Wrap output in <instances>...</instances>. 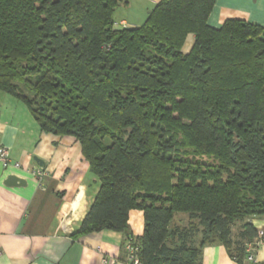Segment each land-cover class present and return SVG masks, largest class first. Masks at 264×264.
Instances as JSON below:
<instances>
[{
    "label": "trees",
    "instance_id": "trees-1",
    "mask_svg": "<svg viewBox=\"0 0 264 264\" xmlns=\"http://www.w3.org/2000/svg\"><path fill=\"white\" fill-rule=\"evenodd\" d=\"M215 3L160 0L124 28L125 0H0V92L79 144L98 192L77 235L142 212L140 264H200L214 243L242 264L264 217V27L213 28Z\"/></svg>",
    "mask_w": 264,
    "mask_h": 264
},
{
    "label": "crops",
    "instance_id": "crops-1",
    "mask_svg": "<svg viewBox=\"0 0 264 264\" xmlns=\"http://www.w3.org/2000/svg\"><path fill=\"white\" fill-rule=\"evenodd\" d=\"M125 1L115 10L123 9L117 19L114 12V23L136 28L160 0ZM227 19L264 27V0H216L207 24L218 28ZM192 42L189 36L183 52ZM0 146L8 149L11 164L6 169L0 165V264H126V245L143 234V214L129 212L127 233L102 230L77 235L98 184L73 138L42 133L22 103L0 92ZM16 162L20 168L12 166ZM36 170L43 174L41 182L32 174ZM10 175L24 180V185H5ZM187 224L183 214L172 221V225ZM252 224L264 228V217ZM255 258L256 264H264V243ZM200 264L236 262L222 244L214 243L202 248Z\"/></svg>",
    "mask_w": 264,
    "mask_h": 264
},
{
    "label": "built area",
    "instance_id": "built-area-1",
    "mask_svg": "<svg viewBox=\"0 0 264 264\" xmlns=\"http://www.w3.org/2000/svg\"><path fill=\"white\" fill-rule=\"evenodd\" d=\"M0 165L3 168H8L11 164L9 161V153L8 149L0 146ZM12 166L14 168H20L19 163H13ZM32 174L37 178L38 182H41L43 179V174L36 170L33 171ZM264 243V228H257V235L256 238L253 242L248 243L246 245V256H245V261L251 263V264H256V258H255V253L256 250L259 246H261ZM126 257H125V263L126 264H140V260L138 257V252H139V247L137 244L133 243H128L126 245ZM103 262L107 263V260H104Z\"/></svg>",
    "mask_w": 264,
    "mask_h": 264
},
{
    "label": "water",
    "instance_id": "water-1",
    "mask_svg": "<svg viewBox=\"0 0 264 264\" xmlns=\"http://www.w3.org/2000/svg\"><path fill=\"white\" fill-rule=\"evenodd\" d=\"M35 160V162L38 164V165H43L41 163V160L37 157H34L33 158ZM24 180L18 178L17 176H14V175H10L7 177L6 181H5V185L7 186H21V185H24Z\"/></svg>",
    "mask_w": 264,
    "mask_h": 264
},
{
    "label": "rangeland",
    "instance_id": "rangeland-1",
    "mask_svg": "<svg viewBox=\"0 0 264 264\" xmlns=\"http://www.w3.org/2000/svg\"><path fill=\"white\" fill-rule=\"evenodd\" d=\"M122 10H123V9L121 8L120 10H117V11L115 12V15H114L115 19H117V18L119 17V14H121V11H122ZM238 229H239V224H235L234 227H233V230H232L233 235H236Z\"/></svg>",
    "mask_w": 264,
    "mask_h": 264
}]
</instances>
